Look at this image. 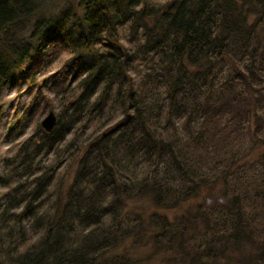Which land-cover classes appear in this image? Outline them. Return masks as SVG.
I'll list each match as a JSON object with an SVG mask.
<instances>
[{
    "label": "trees",
    "instance_id": "trees-1",
    "mask_svg": "<svg viewBox=\"0 0 264 264\" xmlns=\"http://www.w3.org/2000/svg\"><path fill=\"white\" fill-rule=\"evenodd\" d=\"M45 1L0 0L9 137L61 96L0 151V264H264V0Z\"/></svg>",
    "mask_w": 264,
    "mask_h": 264
},
{
    "label": "rangeland",
    "instance_id": "rangeland-1",
    "mask_svg": "<svg viewBox=\"0 0 264 264\" xmlns=\"http://www.w3.org/2000/svg\"><path fill=\"white\" fill-rule=\"evenodd\" d=\"M63 1L64 0H61V2ZM57 3L58 1L47 0L44 2L42 10L46 11L47 9H55V6ZM65 56H67L66 51H63L59 54L58 60L54 63V68L59 66L62 60L66 58ZM46 92L50 98L49 99L50 102L47 104L44 101L45 98L44 99L41 98L40 104L44 103L46 105L44 107H41V105L37 106L32 111V114H30L29 123L26 126L25 131L22 134L14 138L12 137V134H11V137H12L11 139L9 137L7 124H9L8 122H10L11 118L14 115L13 111L18 102V99H21L22 104H24L25 102H28L32 98V96H29L28 93L24 95H21V93L18 94L19 93L18 90L12 87L2 88L0 90V107L2 105L5 106L4 115L2 116V120L0 119V151H3L5 155L11 154L16 149L17 145L21 141L22 142L25 141L26 138L32 134V131L34 130L37 124L41 126L40 121L49 109H52L57 117V111L59 109V103H60L61 96L60 94L54 95V93L50 91H46ZM71 134L72 133L67 134V137L69 138ZM52 157L53 155L49 153V154L44 155L41 160L45 162H49ZM0 167H1L0 169L1 172L3 168L4 169L7 168V166L4 165L3 162H0ZM6 188L7 187L0 185V192L4 191Z\"/></svg>",
    "mask_w": 264,
    "mask_h": 264
},
{
    "label": "water",
    "instance_id": "water-1",
    "mask_svg": "<svg viewBox=\"0 0 264 264\" xmlns=\"http://www.w3.org/2000/svg\"><path fill=\"white\" fill-rule=\"evenodd\" d=\"M56 123V115L52 109H49L40 121L43 129L49 131Z\"/></svg>",
    "mask_w": 264,
    "mask_h": 264
}]
</instances>
